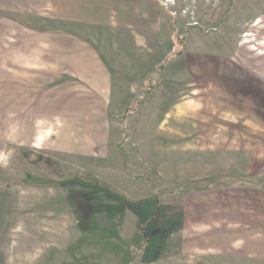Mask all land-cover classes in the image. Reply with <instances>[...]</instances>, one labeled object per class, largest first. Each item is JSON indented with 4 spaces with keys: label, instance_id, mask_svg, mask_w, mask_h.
<instances>
[{
    "label": "rangeland",
    "instance_id": "374dc122",
    "mask_svg": "<svg viewBox=\"0 0 264 264\" xmlns=\"http://www.w3.org/2000/svg\"><path fill=\"white\" fill-rule=\"evenodd\" d=\"M7 4L0 264H264V0L122 3L79 46Z\"/></svg>",
    "mask_w": 264,
    "mask_h": 264
},
{
    "label": "crops",
    "instance_id": "0c3cea01",
    "mask_svg": "<svg viewBox=\"0 0 264 264\" xmlns=\"http://www.w3.org/2000/svg\"><path fill=\"white\" fill-rule=\"evenodd\" d=\"M4 1V0H3ZM8 10L31 23V18L37 16L49 23L38 24L41 27L56 29L42 32L46 39L72 40L75 43L88 42L86 28L111 25L118 18L121 4H134L138 0H6ZM142 1V0H141ZM142 6H140L141 8ZM136 11L138 6H128ZM142 10V8H141ZM78 28V29H76ZM85 40V41H84ZM168 57V56H167ZM71 58H74L73 56Z\"/></svg>",
    "mask_w": 264,
    "mask_h": 264
},
{
    "label": "trees",
    "instance_id": "16d2710c",
    "mask_svg": "<svg viewBox=\"0 0 264 264\" xmlns=\"http://www.w3.org/2000/svg\"><path fill=\"white\" fill-rule=\"evenodd\" d=\"M173 51H174V49H173ZM170 59V56H168L166 59H165V61L163 62V64L159 67L160 69H162V67L165 65V63L168 61ZM118 148H120L121 150H123L124 151V149L121 147V144L119 143L118 144ZM127 159H128V157L126 156V158H125V161H124V165H123V169L125 170V171H127ZM129 173H131V172H129ZM137 178H139V179H141L142 181H147V178H144V177H142L141 175H138V176H136ZM255 188H259V189H261V190H263L264 191V187H260V186H256V185H253ZM84 195V194H83ZM76 200L80 203V207L82 208L81 210H82V212L84 213V219H85V221H86V223H88V219H89V214H90V211L88 210L89 208V204H88V198H76ZM159 209V196H158V202H157V206H156V210H158ZM145 243V242H144ZM143 243V244H144Z\"/></svg>",
    "mask_w": 264,
    "mask_h": 264
},
{
    "label": "bare ground",
    "instance_id": "6f19581e",
    "mask_svg": "<svg viewBox=\"0 0 264 264\" xmlns=\"http://www.w3.org/2000/svg\"><path fill=\"white\" fill-rule=\"evenodd\" d=\"M170 1H173V0H170Z\"/></svg>",
    "mask_w": 264,
    "mask_h": 264
}]
</instances>
